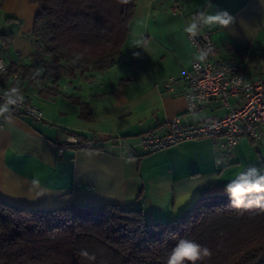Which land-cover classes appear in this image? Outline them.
Segmentation results:
<instances>
[{"label":"crops","instance_id":"crops-1","mask_svg":"<svg viewBox=\"0 0 264 264\" xmlns=\"http://www.w3.org/2000/svg\"><path fill=\"white\" fill-rule=\"evenodd\" d=\"M210 3L137 0L116 64L68 77L54 76L43 67L47 58L34 56L37 5L0 0V55L8 66L0 91L17 89L43 114L41 121L10 116L0 127V201L47 212L73 205L139 207L149 224L166 223L199 198L227 195L225 185L246 167L264 169V123L257 157L251 153L254 142L245 136L230 149L219 139L186 141L153 153L141 145L146 133L163 134L165 122L174 117L192 125L226 112L217 102L188 112L183 84L162 88L196 59L185 28L198 12L233 16L227 28L213 24L199 32L209 33L220 60L243 64L247 79L264 78V0ZM176 4L182 11L172 14ZM72 139L81 148L66 146ZM88 141L100 148L83 147Z\"/></svg>","mask_w":264,"mask_h":264},{"label":"trees","instance_id":"trees-1","mask_svg":"<svg viewBox=\"0 0 264 264\" xmlns=\"http://www.w3.org/2000/svg\"><path fill=\"white\" fill-rule=\"evenodd\" d=\"M29 1L39 9L32 29L39 47L34 56L47 58L43 67L54 76L68 77L116 64L137 2ZM66 146L81 148L79 142ZM93 146L88 141L83 147ZM142 211L73 205L47 212L0 201V264H167L181 238L210 249L211 256L197 264H264L262 208L231 207L225 195L199 198L166 223L149 224Z\"/></svg>","mask_w":264,"mask_h":264},{"label":"built area","instance_id":"built-area-1","mask_svg":"<svg viewBox=\"0 0 264 264\" xmlns=\"http://www.w3.org/2000/svg\"><path fill=\"white\" fill-rule=\"evenodd\" d=\"M182 11L181 5L172 7V14ZM186 33V32H185ZM187 38L197 56L200 50L207 53L203 61L192 60L189 68L183 70L178 78H170L162 88L173 90L179 83L184 85V97L188 112H195L202 107H212L217 102L226 112L221 116H210L200 123L182 125L177 117L165 122V132L156 135L146 133L141 138V145L146 152L153 153L177 146L186 141L201 139H219L220 146L233 147L242 137H248L253 142H258L261 133L259 126L264 123V78L247 79L243 64L220 60L217 50L212 44L207 32H199L194 39ZM0 33V49L3 42ZM8 72V66L0 55V77ZM22 100L8 104L9 111L0 115V127L10 116L28 118L33 121L43 119L42 111L32 103L30 97L18 92ZM15 99L12 92L0 91V106ZM230 101H233L231 103ZM220 107V108H221ZM78 141L72 139L68 144L75 145ZM62 148L58 152L61 154Z\"/></svg>","mask_w":264,"mask_h":264},{"label":"clouds","instance_id":"clouds-1","mask_svg":"<svg viewBox=\"0 0 264 264\" xmlns=\"http://www.w3.org/2000/svg\"><path fill=\"white\" fill-rule=\"evenodd\" d=\"M206 3L208 7L213 6L210 0H206ZM233 21L234 17L227 11L216 10L215 14H208L206 10L200 11L192 17L185 31L189 34L190 39H194L203 26L217 24L227 28ZM136 47H140V42H137ZM133 55L139 56V53H133ZM206 56L207 53L200 50L196 59L203 61ZM37 75H39V71H37ZM12 94L15 95V99H9L7 104L0 106V115L9 111L8 104H14L17 100L23 99L22 96H19L17 89H12ZM216 163L219 165L222 162L218 160ZM224 190L229 197L231 207L247 209L255 206L264 209V169L254 165L246 167L225 185ZM80 255L90 260L95 259V256L90 255L87 251H81ZM210 256L211 251L206 246L191 239L181 238L171 250L167 264H186V262L187 264H197Z\"/></svg>","mask_w":264,"mask_h":264},{"label":"rangeland","instance_id":"rangeland-1","mask_svg":"<svg viewBox=\"0 0 264 264\" xmlns=\"http://www.w3.org/2000/svg\"><path fill=\"white\" fill-rule=\"evenodd\" d=\"M259 143H261V142L259 141L258 143L257 142L251 143V145L253 147L251 150V153H252V155H255L256 157L260 153V150H258L259 149V147H258ZM257 147H258V149H257ZM224 148L230 149V147H225V146H224Z\"/></svg>","mask_w":264,"mask_h":264}]
</instances>
